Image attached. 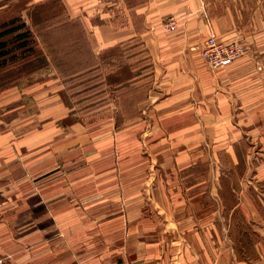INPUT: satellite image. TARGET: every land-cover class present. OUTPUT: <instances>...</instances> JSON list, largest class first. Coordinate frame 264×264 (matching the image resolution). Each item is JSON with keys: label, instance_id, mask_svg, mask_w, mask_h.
I'll return each instance as SVG.
<instances>
[{"label": "crops", "instance_id": "1", "mask_svg": "<svg viewBox=\"0 0 264 264\" xmlns=\"http://www.w3.org/2000/svg\"><path fill=\"white\" fill-rule=\"evenodd\" d=\"M60 2L94 58L141 42L152 82L132 114L109 103L89 120L59 78L32 91L26 121L0 132L2 264H264L232 236L248 209L222 166L243 127L264 131V0ZM210 33L247 53L211 69Z\"/></svg>", "mask_w": 264, "mask_h": 264}, {"label": "rangeland", "instance_id": "2", "mask_svg": "<svg viewBox=\"0 0 264 264\" xmlns=\"http://www.w3.org/2000/svg\"><path fill=\"white\" fill-rule=\"evenodd\" d=\"M66 16L60 0L29 6L24 0H16L0 9V42L4 44L0 48V132L9 131L8 125L15 122L24 123V111L33 103L32 91L55 78H59L72 111L86 120L115 112L105 107L109 103H115L120 114L130 115L136 101L146 97L152 82L151 58L142 43L135 40L105 47L93 58L89 52L71 47L72 31ZM174 19L177 28L178 18ZM74 31L79 34L78 27ZM26 33L24 39L15 38ZM39 36L48 41L53 55L65 61L64 75L87 65L89 68L63 79L50 58L44 56ZM17 131L25 132V127L18 126ZM237 135L241 139L234 148L236 159L229 151V162L222 166L234 186L242 189L240 197L248 209L246 217L243 213L233 216L232 236L254 257L257 248L264 251V131L243 127ZM233 199L228 197V202L233 204Z\"/></svg>", "mask_w": 264, "mask_h": 264}, {"label": "built area", "instance_id": "3", "mask_svg": "<svg viewBox=\"0 0 264 264\" xmlns=\"http://www.w3.org/2000/svg\"><path fill=\"white\" fill-rule=\"evenodd\" d=\"M162 26L167 31H174L177 20L171 17L164 19ZM201 54L212 69H221L244 54V47L238 42L225 43L219 41L214 33H210L203 43Z\"/></svg>", "mask_w": 264, "mask_h": 264}, {"label": "trees", "instance_id": "4", "mask_svg": "<svg viewBox=\"0 0 264 264\" xmlns=\"http://www.w3.org/2000/svg\"><path fill=\"white\" fill-rule=\"evenodd\" d=\"M69 21L70 24H68L69 26V29L72 31V38L70 39V42H72V45L71 47H76L78 49V51H84V52H89L91 57L94 58V54H93V51L89 48V45L86 41V38L84 36V33L82 32V30L80 29V26L76 23V21H73V20H67ZM79 28V34L76 32L75 34V31H74V28ZM29 34V33H26V34H19V35H16V39H24V37ZM40 37V36H39ZM41 39V42L43 43V49L44 51L46 52V54L43 52L44 56L46 58H50L51 60V63L54 64V66L57 68V70H59V73L61 74L62 78L64 79L65 77H69V76H73V74H76V73H79V72H82V71H85L89 68V65H87V67H84V68H81V69H77V70H74L72 73H69V74H66L64 75V70L66 68H64L63 64H65V61H62L59 59V57H56V55H53V52H51L52 48L49 47V44L48 41H46V39L42 36L40 37ZM77 43V44H76ZM23 45H26L27 43H22ZM4 44L2 42H0V48L3 46ZM66 67V66H65Z\"/></svg>", "mask_w": 264, "mask_h": 264}]
</instances>
